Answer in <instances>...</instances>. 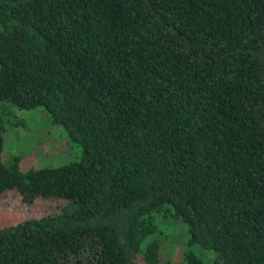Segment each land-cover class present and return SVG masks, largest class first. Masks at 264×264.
<instances>
[{
    "label": "trees",
    "instance_id": "obj_1",
    "mask_svg": "<svg viewBox=\"0 0 264 264\" xmlns=\"http://www.w3.org/2000/svg\"><path fill=\"white\" fill-rule=\"evenodd\" d=\"M2 105L80 156L22 166L0 110V264H161L163 207L183 264H264V0H0Z\"/></svg>",
    "mask_w": 264,
    "mask_h": 264
},
{
    "label": "rangeland",
    "instance_id": "obj_2",
    "mask_svg": "<svg viewBox=\"0 0 264 264\" xmlns=\"http://www.w3.org/2000/svg\"><path fill=\"white\" fill-rule=\"evenodd\" d=\"M0 110L9 120L7 123V118L4 116L8 128L5 133V153L9 156L20 155L22 166H55L80 156L77 145L68 141L62 127L51 124L48 113L44 109L19 110L2 105ZM3 205L4 201L0 196V224L5 213ZM166 212L167 214L163 216ZM11 213L12 217L15 213L24 217L33 215L20 207L12 209ZM156 214L158 232L150 239L157 240L160 245L161 264H183L184 255L188 249L199 253L204 259L211 258L206 251L197 246L188 245L187 225L174 215L172 210L168 212L163 207L159 208Z\"/></svg>",
    "mask_w": 264,
    "mask_h": 264
}]
</instances>
